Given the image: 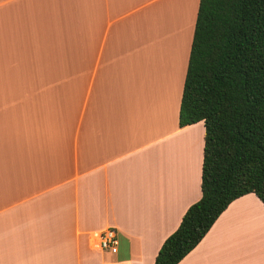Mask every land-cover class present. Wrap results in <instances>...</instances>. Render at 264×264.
Instances as JSON below:
<instances>
[{
	"label": "crops",
	"instance_id": "0c3cea01",
	"mask_svg": "<svg viewBox=\"0 0 264 264\" xmlns=\"http://www.w3.org/2000/svg\"><path fill=\"white\" fill-rule=\"evenodd\" d=\"M198 3L0 0V264H153L201 196L204 123L178 119ZM177 264H264V204Z\"/></svg>",
	"mask_w": 264,
	"mask_h": 264
},
{
	"label": "trees",
	"instance_id": "16d2710c",
	"mask_svg": "<svg viewBox=\"0 0 264 264\" xmlns=\"http://www.w3.org/2000/svg\"><path fill=\"white\" fill-rule=\"evenodd\" d=\"M178 119L204 123L201 196L153 264H177L234 199L264 204V0H199Z\"/></svg>",
	"mask_w": 264,
	"mask_h": 264
},
{
	"label": "built area",
	"instance_id": "2783aa9c",
	"mask_svg": "<svg viewBox=\"0 0 264 264\" xmlns=\"http://www.w3.org/2000/svg\"><path fill=\"white\" fill-rule=\"evenodd\" d=\"M116 243V231L113 228H106L100 233L99 244L102 249L113 248Z\"/></svg>",
	"mask_w": 264,
	"mask_h": 264
}]
</instances>
